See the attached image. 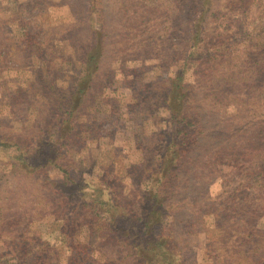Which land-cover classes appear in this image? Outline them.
<instances>
[{"label":"rangeland","instance_id":"obj_1","mask_svg":"<svg viewBox=\"0 0 264 264\" xmlns=\"http://www.w3.org/2000/svg\"><path fill=\"white\" fill-rule=\"evenodd\" d=\"M187 46L206 66L186 64ZM263 48L264 0H0V211L9 225L1 240L40 229L52 242L103 247L86 210L93 204L118 237L101 251L115 264H129L123 240L153 263L147 248L158 236L170 245L160 264H264V188L250 182L246 147L264 133V102H253L261 92L248 87L263 84L264 69L251 66ZM230 68L243 79L238 99L219 103L208 70L222 78ZM92 73L68 137L67 104ZM177 74L178 95L189 99L186 140L164 103ZM156 126L166 138L159 151ZM182 149L160 183L153 171ZM149 194L165 203L161 215ZM147 207L153 234L129 213ZM35 218L26 232L21 223Z\"/></svg>","mask_w":264,"mask_h":264},{"label":"trees","instance_id":"obj_2","mask_svg":"<svg viewBox=\"0 0 264 264\" xmlns=\"http://www.w3.org/2000/svg\"><path fill=\"white\" fill-rule=\"evenodd\" d=\"M197 18L194 16H189L188 26L187 29L190 33V41L196 45L201 43L202 41V31L201 28L197 26ZM263 36H259L258 39ZM199 47V46H198ZM189 47L185 48L184 54L187 53V50ZM97 50V49H96ZM102 54V51L97 50L95 52L96 57H100ZM88 56V55H87ZM254 58H251L252 67H261L264 69V48L263 50H260L257 54L255 53L252 55ZM217 59L226 58L223 55H220L216 57ZM189 62L194 63V66H197V69L203 68L205 65L204 60H202L201 52L199 51H192L188 52L186 56V64ZM176 63V62H175ZM174 63V64H175ZM90 64V63H88ZM98 64L96 65V69L94 71L98 72L97 68ZM199 66V67H198ZM234 68L228 69L227 74L222 75L218 78L216 77L217 73L214 72L212 69L208 70V73L210 75L208 78L206 77V81L209 84V87H214L215 91H212V96L217 95H223L225 98L221 97L219 103L224 104H230L238 99V96H235L238 93V83L242 82L243 79H240L237 77V72H234ZM97 75V73H95ZM95 74L92 73L91 76H85L79 81V86L76 88V94L73 98H71L67 104L68 110L66 112V129L67 133L66 136H70L73 133L76 132V125L78 124V114L80 110L84 107V102L89 94V91L92 89L94 80H95ZM173 87L171 86L170 92L172 94L170 95V92H166V98H164V103H166V109L169 111V115L171 119H174L175 124L177 126H182L184 133V139H188L190 135L188 134V129H190V125L186 124L185 121L188 119L186 115L187 108L185 107L186 104L189 103V99L185 98L183 99V94L181 96L178 95L179 88L181 87V83L183 82V75L177 74L175 78H173ZM179 82V84H178ZM256 81L251 79L250 83L248 84L249 89L255 88L256 92L261 94L253 101L256 103L264 102V80L263 84L260 87H256L255 85ZM175 88V90L173 89ZM183 88H185V85H183ZM168 90V88H167ZM177 94H174V93ZM212 96L206 95V98H210ZM252 99V98H251ZM70 107V108H69ZM175 107V108H174ZM155 136L157 138L156 147L158 149H164L166 138L165 134L159 132V127H155ZM180 131V130H179ZM73 140V139H72ZM247 152L249 153V156H247V166H248V177L250 179V182L253 184V186L257 188H264V133L262 138L260 139L259 143H251L247 146ZM156 150V151H157ZM170 150V149H168ZM159 151V150H158ZM157 151V152H158ZM66 155L69 154V151H65ZM175 155L172 156V159H170V162H162L153 172V174H160V183L166 182L171 174L173 173V168L176 166H179V162L181 158L183 157L184 153H188L186 150H178L174 152ZM221 159L226 160L227 154L222 155ZM174 160V165H173ZM229 161V160H227ZM145 202L150 203V207L153 205L154 209L159 210V215L164 211V202H160L157 198V195H150L145 197ZM135 204H130L128 206H134ZM150 207H147L146 209L139 208V213H141V217L137 215V212L133 209L129 208V213L135 218L138 222L142 223V227L145 229V232L148 233L151 232V234L154 233V227L149 223L148 219L145 218L147 216V212L145 211L147 209H151ZM88 208V210H87ZM86 210L89 213L88 218L91 219L93 217L92 222L94 223L93 229L96 230V235L100 236V242L104 244L105 246L112 245L113 240H117L118 237L114 235V229L113 224L110 223L109 220L105 219L103 217V214L101 213V210L98 205H88L86 207ZM158 215V213H157ZM158 215V217H160ZM4 218V214L2 211H0V235H3V232L9 229L8 224H6V221ZM161 218V217H160ZM39 219L35 218L30 220V222H23L22 225H26L25 231L28 232L30 230V226L34 224ZM36 232H33V234H38V236L34 237H26V238H19V239H13L10 238L8 240L9 242L5 240H1L0 242H3V245H0V249H4L6 252L0 253V264H79V261H82L81 263L86 264H115L117 260L115 258H112V256L102 254L101 251H104L105 246H93L91 247V244L87 245L84 244V242H79L78 244H75L74 242L70 241L68 242L67 238H63V242L60 243V241H50V239L42 238L43 233H41L40 229H36ZM250 234L248 237H252L255 235V233L250 230ZM263 235L264 232H261L260 235ZM162 240V241H160ZM169 240H164L160 236L155 240V248H152L153 245L148 246V250H151V253H155L152 258H154L153 263L151 264H160L161 256L166 255L167 249L170 248ZM118 242H121L118 240ZM75 245H74V244ZM122 243V242H121ZM124 246H122L124 249H127L128 253L126 254L125 259L128 260L129 264H146V260L143 259L142 254L140 253V250L137 246H135L133 243H129L127 241L123 240ZM91 247L89 252H86L85 255L83 254L80 256L81 250L78 251L81 247H86V250L88 251L89 247ZM75 248L77 249L75 251ZM97 252H96V251ZM161 250V252H159ZM125 251V250H123ZM100 252V253H98ZM125 253V252H123ZM160 256V257H159ZM157 257H159L157 259ZM169 258V256H166ZM111 259V260H110ZM160 260V261H159Z\"/></svg>","mask_w":264,"mask_h":264}]
</instances>
